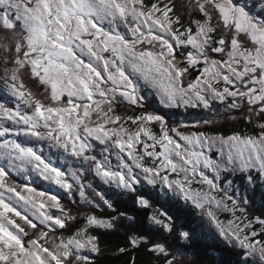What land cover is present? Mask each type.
Instances as JSON below:
<instances>
[{"label":"snow or ice","instance_id":"obj_1","mask_svg":"<svg viewBox=\"0 0 264 264\" xmlns=\"http://www.w3.org/2000/svg\"><path fill=\"white\" fill-rule=\"evenodd\" d=\"M133 76L164 108L216 119L170 124ZM0 93V264H93L101 231L133 220L97 214L116 212L99 185L199 211L154 212L165 238L129 232L114 255L264 264V0H0ZM220 118L246 126L201 130Z\"/></svg>","mask_w":264,"mask_h":264},{"label":"trees","instance_id":"obj_2","mask_svg":"<svg viewBox=\"0 0 264 264\" xmlns=\"http://www.w3.org/2000/svg\"><path fill=\"white\" fill-rule=\"evenodd\" d=\"M177 4V10L181 8V5L185 3V0H175ZM3 93H0L2 95ZM119 111L131 113L132 108L127 106V104H122L119 106ZM148 110L150 111H158L159 113L165 115V117L170 121L169 116L172 117L176 115L185 114L181 110L175 109H165L161 105H159L158 100L154 97L148 103ZM190 113V112H188ZM191 114L197 117L198 112L196 110H191ZM205 114V113H201ZM207 116H211V114H206ZM212 117V116H211ZM245 123L243 120H240L239 123L231 120L220 121L216 125L213 126H204L201 130H206L210 133L212 132H224L227 133L230 130L243 129L245 127ZM249 130H251V126H248ZM11 138V137H10ZM37 147H41V145H37ZM45 151H47V146L43 145ZM35 175L29 176V180H34L36 187H44L47 188L49 185L47 182H43L40 178L34 177ZM17 180L23 179L20 176L16 177ZM89 180L93 182L94 185H97L98 182L94 177L89 176ZM152 186L145 185L142 188H138V192H148ZM99 188L105 191L112 199L116 212H112L108 210L106 207H103V211L97 210V214L103 217H109L112 215H116L117 213L123 212L128 216L133 217V220H128L127 218H121L118 221L119 229L117 231L110 232H102L100 233V243L102 247V254L99 256H93V264H128L129 260L132 256H135L136 264H150V255L143 250H131L129 253L122 255H114V250L119 246H124L127 242V234L132 232L134 234L139 235H148L153 239L157 238L159 233L160 238H165V234L159 232L158 226H155L151 222V215L154 213L153 209L163 210L168 215L172 216L177 224L180 223V218H183L186 221H192L193 219L198 220L199 216L197 211L191 206L190 203L186 204L183 200L178 198H172L171 200L161 201V200H152V207L144 208L140 206L136 202V194L135 193H125V192H115L114 189H110L106 185H99ZM52 190L56 192L64 203H68L66 197V193L63 190L59 189L56 186L52 187ZM254 203L256 204V209L258 210L260 207L259 199L257 198ZM77 221L76 223H79ZM168 242L173 244L174 241L171 237H168ZM193 247V246H188ZM193 256L192 259L195 261H199V264H207V259L203 251L193 247ZM225 259L229 262V264H236L237 257L234 256L230 252H225Z\"/></svg>","mask_w":264,"mask_h":264},{"label":"rangeland","instance_id":"obj_3","mask_svg":"<svg viewBox=\"0 0 264 264\" xmlns=\"http://www.w3.org/2000/svg\"><path fill=\"white\" fill-rule=\"evenodd\" d=\"M239 2H245V0H239ZM132 78H133L134 81H136V82L140 85L143 94L146 96V98H147V100H148V103H149L150 100H152L154 97L157 99V97L155 96L153 90H152L150 87H148L147 85H145V84L143 83V81L140 80V78H139L138 76H133ZM127 106H128V105H127ZM162 107H163V106H162ZM165 109H166V108H165ZM170 110H172V109H170ZM175 110H181V111L183 112V114L186 115V117H184L183 115H176V116L172 117V115H171V116H169V118H170L169 123H170V124H171V123H174V122H177V121L195 122V121H196L198 118H200L201 116H207V115H206L207 113L201 115L202 112H201V110H199V109H194V110H196V111L198 112V114H200V115H198L197 117H195V115H192V114H191V110H193V109H188L187 111L184 110L183 108H181V109H175ZM154 111H156V110H154ZM188 112H190V113H188ZM208 118L216 119V117H211L210 115L208 116ZM220 121H225V119L220 118V119H219V122H220ZM215 125H216V124H215ZM202 127H204V126H202ZM157 130H158V129H157ZM97 151H98V149H97ZM213 155H215V154H213ZM113 163H115L114 160H113ZM208 174H209L210 177L212 176V173L209 172ZM34 177H36V176H34ZM43 182H44V181H43ZM236 183H239V180H237ZM145 185H147L146 182H145ZM106 186H107V185H106ZM107 187H109V186H107ZM138 188H141V187H138ZM191 206H192V205H191ZM192 207H193V206H192ZM195 210H196V209H195ZM153 211H154V212H157V211H159V212H164L163 210H158V209H153ZM196 211H197V214H198V216H199V211H198V210H196ZM221 218H224V217L222 216Z\"/></svg>","mask_w":264,"mask_h":264}]
</instances>
